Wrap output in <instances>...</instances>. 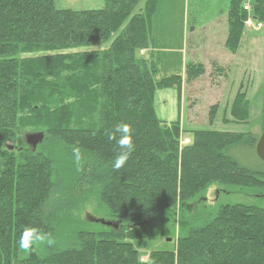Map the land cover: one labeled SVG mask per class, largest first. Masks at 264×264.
<instances>
[{
  "label": "trees",
  "instance_id": "trees-1",
  "mask_svg": "<svg viewBox=\"0 0 264 264\" xmlns=\"http://www.w3.org/2000/svg\"><path fill=\"white\" fill-rule=\"evenodd\" d=\"M246 1H229L230 52L244 32ZM157 4L103 0L75 10L55 0H0V264H264L262 201H203L214 185L264 194L259 133L189 130L181 144V123L156 117L157 89L175 86L180 94L184 80L205 71L186 60L183 75L157 76L150 37ZM249 5L264 25V0ZM242 89L229 107L235 122L248 117ZM261 94L264 118V62ZM216 108L208 111L210 123ZM121 122L133 129L134 151L113 172L119 149L105 132ZM39 131L43 139L32 149L24 134ZM73 147L81 150L79 171ZM88 207L91 220H81ZM25 226L51 233L55 247L20 256ZM168 231L174 244L142 261L131 241Z\"/></svg>",
  "mask_w": 264,
  "mask_h": 264
},
{
  "label": "rangeland",
  "instance_id": "rangeland-1",
  "mask_svg": "<svg viewBox=\"0 0 264 264\" xmlns=\"http://www.w3.org/2000/svg\"><path fill=\"white\" fill-rule=\"evenodd\" d=\"M229 1L158 0L153 14L150 37L154 48L152 51L156 56L157 76L183 75L186 60L202 63L205 69L197 79L191 82L184 80L180 94L174 86L157 89L153 96V108L158 119L167 124L174 121L181 123V144L188 143L185 131L189 130L216 129L260 133L264 124L261 110L264 41L260 38L259 42H256L254 55H250L253 60L249 70L245 68L247 54L231 56L227 47L223 46L222 36L226 27L224 22L222 26L220 16L221 12L227 10ZM55 3L58 8L80 10L98 8L103 5V0H55ZM232 62L238 65L230 70ZM239 65L244 66L240 68ZM239 79L243 80L240 83L243 82L241 86L249 102V112L246 119L235 122L231 120L228 112L239 89V86L232 82L235 83ZM212 105H217V108L215 119L210 123L208 111ZM224 117L228 120L225 121ZM238 158L242 160V154H238ZM249 161L259 167L253 156ZM246 195L226 194L222 186L214 185L207 189L203 201L205 205H212L217 201H255L256 198ZM93 214L91 207H88L79 216L81 220H87V216L92 217ZM174 221L177 232V211ZM174 235L175 233L172 235L170 231L165 235L153 232L148 238L137 235L131 242L139 252L140 259L145 260L150 251L171 247L175 242ZM19 254L25 255L22 252Z\"/></svg>",
  "mask_w": 264,
  "mask_h": 264
},
{
  "label": "clouds",
  "instance_id": "clouds-1",
  "mask_svg": "<svg viewBox=\"0 0 264 264\" xmlns=\"http://www.w3.org/2000/svg\"><path fill=\"white\" fill-rule=\"evenodd\" d=\"M109 142L115 141L119 151L115 155L112 163V171H120L127 161L131 153L134 151L133 144V129L128 123H118L110 130L105 132ZM72 155L74 164L77 166V171L81 170L82 156L79 147H73ZM18 249L22 253H30L34 247L44 246L53 248L56 245V240L51 233L45 232L42 228L36 226H25L18 240Z\"/></svg>",
  "mask_w": 264,
  "mask_h": 264
},
{
  "label": "crops",
  "instance_id": "crops-1",
  "mask_svg": "<svg viewBox=\"0 0 264 264\" xmlns=\"http://www.w3.org/2000/svg\"><path fill=\"white\" fill-rule=\"evenodd\" d=\"M251 0H247V2L249 3ZM229 5V4H228ZM227 11H228V7L227 10H225L224 12L220 13L221 16V24L223 26V22L225 23V30L223 31V36H222V41H223V46L225 47V41H226V37H227V30H228V20H227ZM219 17V16H218ZM217 17V18H218ZM216 18V19H217ZM214 23V22H213ZM260 23L261 26L258 29H255V25ZM252 27H244V32L241 34L240 36V41H239V45L237 47V49L235 50V52H230L231 56H239L240 54H247V60L245 61V68H248L247 70L250 69V64L252 63L251 61L253 59L250 58V55H254V51H255V44L256 42H259L260 38H263L264 41V25L263 23H261L260 21H255L253 19L252 22ZM261 32V34H260ZM226 48V47H225ZM234 59V58H233ZM264 62V60H263ZM235 65H238V63L236 62H232V64L230 65L229 69L231 70V68ZM240 68L243 67L244 65H239ZM249 66V67H247ZM246 70V71H247ZM245 73V72H244ZM249 78V74L246 75V80H248ZM241 81H243L242 79L237 80V82L232 84H237L238 86L242 85V83H240Z\"/></svg>",
  "mask_w": 264,
  "mask_h": 264
},
{
  "label": "water",
  "instance_id": "water-1",
  "mask_svg": "<svg viewBox=\"0 0 264 264\" xmlns=\"http://www.w3.org/2000/svg\"><path fill=\"white\" fill-rule=\"evenodd\" d=\"M162 126H166L165 123H162ZM43 139L42 132H26L24 134V141L26 144L30 145L32 149H35L37 144H39ZM11 148V147H10ZM255 152L258 158L264 162V128L260 132L257 142L255 144ZM102 224L107 226L117 227V223H112L111 221L99 220Z\"/></svg>",
  "mask_w": 264,
  "mask_h": 264
},
{
  "label": "built area",
  "instance_id": "built-area-1",
  "mask_svg": "<svg viewBox=\"0 0 264 264\" xmlns=\"http://www.w3.org/2000/svg\"><path fill=\"white\" fill-rule=\"evenodd\" d=\"M243 9H244V10H249V4H248V3L244 4V5H243ZM244 24L247 25V26H252V21H251V19H250V18H246V20L244 21ZM260 26H261L260 23L256 24V25H255V29H258Z\"/></svg>",
  "mask_w": 264,
  "mask_h": 264
},
{
  "label": "flooded vegetation",
  "instance_id": "flooded-vegetation-1",
  "mask_svg": "<svg viewBox=\"0 0 264 264\" xmlns=\"http://www.w3.org/2000/svg\"><path fill=\"white\" fill-rule=\"evenodd\" d=\"M264 128V127H263ZM262 128V129H263ZM226 194H228L227 192H226ZM245 196V195H244ZM246 196H251V198L253 197V198H256V199H258V200H261L262 201V203L264 204V194H261V193H247V195Z\"/></svg>",
  "mask_w": 264,
  "mask_h": 264
},
{
  "label": "bare ground",
  "instance_id": "bare-ground-1",
  "mask_svg": "<svg viewBox=\"0 0 264 264\" xmlns=\"http://www.w3.org/2000/svg\"><path fill=\"white\" fill-rule=\"evenodd\" d=\"M142 260H144V259H142Z\"/></svg>",
  "mask_w": 264,
  "mask_h": 264
}]
</instances>
